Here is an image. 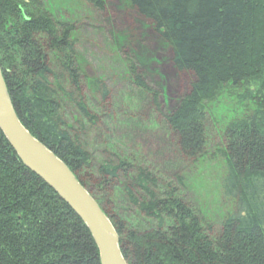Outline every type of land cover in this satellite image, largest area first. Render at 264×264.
<instances>
[{
	"label": "trees",
	"instance_id": "1",
	"mask_svg": "<svg viewBox=\"0 0 264 264\" xmlns=\"http://www.w3.org/2000/svg\"><path fill=\"white\" fill-rule=\"evenodd\" d=\"M79 3L126 61L112 85L87 90L78 21L45 0H0V66L23 126L101 206L128 264H264V0ZM114 11L136 28L115 26ZM166 65L190 77L184 94L169 93ZM228 91L245 110L216 129L227 209L212 221L191 171L214 136L206 105ZM0 264H101L88 228L1 130Z\"/></svg>",
	"mask_w": 264,
	"mask_h": 264
},
{
	"label": "rangeland",
	"instance_id": "2",
	"mask_svg": "<svg viewBox=\"0 0 264 264\" xmlns=\"http://www.w3.org/2000/svg\"><path fill=\"white\" fill-rule=\"evenodd\" d=\"M45 2L46 11L54 15L59 14L65 19L68 17L78 21L77 26L82 28L78 50L85 58L83 73L87 76V90H89V83L96 79H106L110 85L117 82L116 79L123 76L126 61L119 54L112 37L102 29L100 21L96 17L97 15L89 7L81 5L79 0H45ZM109 3L114 5L115 10V4H118L119 0H109ZM112 13H108L106 18L108 20L116 18L115 26H123L125 30L132 27L136 28L137 21L134 17L121 13L116 14L115 11V17H111ZM95 27L100 29L98 30ZM106 30L108 31V29ZM167 68H170V66H163L164 75H166ZM168 80L169 85H171L169 88L170 94L173 91L175 94L176 92L184 94L190 82V77L174 75L171 69ZM172 86L175 87L173 91ZM115 88L119 90L118 87ZM235 92L238 95L242 93L241 91ZM206 107L208 121L214 136L212 142L209 143L207 156L198 164V167L195 166L191 171V188L198 197V203L204 216L208 220L215 221L221 219L227 209L226 200L220 193L221 189H219V182L226 171V161L219 153L220 142L216 133L217 130L223 129L234 118L238 117L245 109H241L238 104L237 95H230L229 91L224 92L218 100L207 104ZM150 138L152 142L159 143L162 142L163 136L161 133H155ZM189 196H192V194L189 193Z\"/></svg>",
	"mask_w": 264,
	"mask_h": 264
},
{
	"label": "water",
	"instance_id": "3",
	"mask_svg": "<svg viewBox=\"0 0 264 264\" xmlns=\"http://www.w3.org/2000/svg\"><path fill=\"white\" fill-rule=\"evenodd\" d=\"M0 130L23 165L47 184L85 224L99 250L101 264H128L119 235L101 206L70 168L21 123L1 66Z\"/></svg>",
	"mask_w": 264,
	"mask_h": 264
}]
</instances>
